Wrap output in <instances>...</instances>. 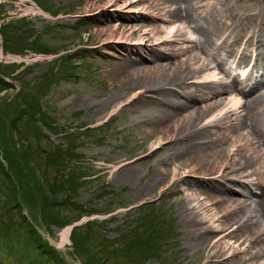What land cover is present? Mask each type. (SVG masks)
<instances>
[{
    "label": "rangeland",
    "instance_id": "rangeland-1",
    "mask_svg": "<svg viewBox=\"0 0 264 264\" xmlns=\"http://www.w3.org/2000/svg\"><path fill=\"white\" fill-rule=\"evenodd\" d=\"M121 1L131 6L130 14L118 10L116 14L120 13L124 19L116 20L109 16L110 8L98 14L91 13L106 6L107 0H0V76L7 77L9 82L0 93V160L15 182L17 196L22 199L24 208L19 214H25L33 226L16 221L10 224L9 214L0 213V228L8 227L12 244L0 245V264H56L47 256L43 257L40 248L34 244L32 233L37 231L56 249L62 264H86L87 252L96 253L104 264H226L238 257L247 260L250 255L253 243L249 245L242 239L236 241L237 238L231 241H236L234 246L240 251L231 257L219 255V260L224 259L222 263L216 262L208 248L198 250L194 246L197 231L189 224L194 216L185 208L196 203H187L184 199L193 193L202 200L205 194L214 192L200 172L187 181L189 184L180 182V186L174 183L175 178L170 174H162L161 165L166 171L174 165L179 166L180 162L190 165L186 162L190 160L189 155L170 157L169 162L165 159L166 151L151 152L159 148L160 131L165 127L160 121L151 120L156 116L157 107L136 97L142 93V84L132 80L125 69L126 58H139L137 49L129 47L132 41L142 40L144 46L154 45L163 51L180 48L186 42L171 43L166 48L148 32L152 25L159 26L155 20L144 21L151 25L134 31V20L127 16L140 15L144 11L141 5L159 0ZM245 1L259 10L260 18H264V0ZM34 4L48 14L29 10ZM242 9L245 11V5ZM13 22L27 36L17 38ZM8 23H11L10 27L6 25ZM177 25L190 29L185 21H177ZM110 34H113L112 41L122 39L124 44L121 42L118 46L113 42L105 47L103 41ZM120 35L123 37L118 38ZM64 55L70 56L67 64ZM141 55L145 57L143 64L149 66L150 55L145 51ZM167 58L175 59L168 57V53ZM260 65L264 69L262 62ZM72 69L73 72H69ZM53 71L59 75L52 74ZM260 71L255 68L253 79L247 86L242 83V87L249 88ZM66 72L75 74L66 78L62 76L69 74ZM155 74V71L144 69L146 81ZM30 105L33 110L39 108L33 123L26 125L27 115L13 127L14 114ZM35 127L40 128L38 134ZM70 141L77 144L76 149L70 144L75 156L70 158L69 166H59L57 159H50L44 148L50 151L61 144L66 148ZM22 142L33 146L30 161L22 157ZM40 146L43 148L39 149ZM127 161H130L127 165L138 171L137 177H121L120 171ZM192 166L193 163L179 169L178 175L187 174ZM66 171L81 174L83 183L67 189L70 200L55 202L59 205L56 210L62 215L78 217L70 224L61 225L49 217L45 200L53 194L50 188L55 184L54 177L64 176ZM5 183L6 180L0 177V205L11 195ZM145 184H148L147 188L143 187ZM229 184L237 191L242 190L239 183ZM65 192L60 190V195ZM28 199H32L31 202ZM213 207L204 206L209 216L224 213L221 209L217 214ZM19 214L15 219L19 220ZM150 218L157 221L152 227L146 225ZM75 225L79 226L76 234L72 233ZM87 225L92 235H83ZM65 231L67 238L62 241ZM76 236H83L81 240L88 248L82 251L84 255L76 248ZM27 241L35 248L26 245ZM40 252L42 256H39Z\"/></svg>",
    "mask_w": 264,
    "mask_h": 264
},
{
    "label": "bare ground",
    "instance_id": "bare-ground-1",
    "mask_svg": "<svg viewBox=\"0 0 264 264\" xmlns=\"http://www.w3.org/2000/svg\"><path fill=\"white\" fill-rule=\"evenodd\" d=\"M124 3L107 0L106 6L91 13L110 8L111 18L124 19L116 14L118 10L130 14L131 6ZM141 6L144 11L140 15L127 16L134 20V31L151 25L144 21L155 20L159 26L152 25L148 32L166 48L171 43L186 42L180 48L163 51L154 45L144 46L142 40L132 41L129 47L137 49L139 58H126L125 69L132 80L142 84V93L136 97L157 107L151 120L165 127L160 131L159 148L151 152L166 151L169 162L170 157L186 154L190 159L186 162L194 164L180 176L179 169L190 165L180 162L170 171L161 165L162 174H170L180 186V182L186 183L200 172L214 192H208L202 200L193 193L184 199L196 203L185 208L194 216L189 220L197 231L194 246L198 250L208 248L216 262L222 263L224 259L217 257L236 255L240 249L234 243L242 239L249 245L253 243L247 260L238 257L226 264H264V69L260 65H264V18L245 0H159ZM28 9L48 14L37 4ZM226 18L229 21H224ZM177 21H185L190 29L175 26ZM107 38L103 41L105 47L113 42L124 44L122 39L112 41L113 34ZM142 51L150 55L149 66L143 64ZM167 53L174 61L167 58ZM249 59L252 67L248 66L244 77L238 78L239 73L232 70ZM255 68L261 69L258 78L250 88L242 87V83L247 85L253 79ZM144 69L156 74L146 81ZM129 162L123 164L121 177H137L138 171L127 165ZM229 183H239L242 190L237 191ZM205 204L214 206L217 214L221 209L224 213L209 216ZM66 238L65 231L62 241Z\"/></svg>",
    "mask_w": 264,
    "mask_h": 264
},
{
    "label": "trees",
    "instance_id": "trees-1",
    "mask_svg": "<svg viewBox=\"0 0 264 264\" xmlns=\"http://www.w3.org/2000/svg\"><path fill=\"white\" fill-rule=\"evenodd\" d=\"M6 25H8V27H10L11 23H8ZM6 25L4 26V29H3L4 32L7 29ZM12 27L13 28H17V31H16V33L18 34V37L16 36L17 38H24L25 36H27V35H24L20 31V29L18 30V27H17L16 23H14ZM63 57H64V60H65V63L67 64L70 61V56L69 55H64ZM55 68H56V66H55ZM60 68L62 69V66ZM73 68H75V67L73 66ZM69 72H73V69H72V71H69ZM69 72H66V73H69ZM60 73H61V71H60ZM52 74L59 75V74L56 73V71H53ZM74 74L75 73L62 74V76L68 78V77L73 76ZM55 80L56 79H54L51 82H54ZM49 84H51V83H49ZM8 85H9V82H7L6 79H4V78H2V76H0V93H1V91L5 90ZM36 111H37V113H39V108L37 110H33L31 105L28 106V108H26L25 110L17 111V114H14V117L12 118L13 119V127H14V125H16L18 123V121L22 120L23 117H25L27 115H28L27 116L28 118L26 119V125H28L29 122L33 123V121L36 119L35 118ZM31 126L32 125H30L29 127H31ZM39 132H40V128L35 127V133L38 134ZM22 141H24V140H22ZM72 141L69 142V146L66 147V148H64L62 146V144H61V145H55L54 148L51 149L50 151H49V149H46V148H44V149L47 150L48 157L50 159H53V158L57 159V163H58L59 166H62V164H64L65 167H67V166H69L68 164L70 163V160H71L70 158H72V156H75L74 155L75 154L74 153V149L72 147H74L76 149V145L77 144L73 143ZM24 142L21 143V149H22V155H23L22 157L25 160L30 161V159L32 158V156L34 154V151L32 150L33 146L27 145ZM26 143H28V142H26ZM70 144H73L74 146L70 147ZM41 148H43V147L40 146L39 149H41ZM20 155H21V153H20ZM13 156H15V154H13ZM49 163H50V161H47V164H49ZM31 167L33 168L34 166L32 165ZM5 169L6 168L3 165V162H1V160H0V177L4 178L6 180L5 185H6L7 189H8V191H9V193H11L10 198L8 200H4V202L2 203L3 205H0V213L9 214V216L11 217L10 218V222H9L10 224L14 223L16 221V222H19L20 224H22V223L26 224L28 227L29 226L33 227L32 224H30L26 220L25 214L20 215L21 212H22V209L24 208V205L22 203V199H20V197H18L17 193L15 192V182L14 181L12 182V178L10 177V172L8 171V169L7 170H5ZM67 171L65 172L67 174L66 177H65V173L63 174L64 176L61 175V177H54L55 184L52 185L51 188H50V190L53 191V194H51L49 196V198H47L45 200V207L49 210V212H48L49 213V217H51V220H53V221H57L58 220V223L60 222L59 224H61V225H65L67 223L70 224V223H72V221L74 222L75 220H77L78 217L77 218L76 217L75 218L74 217L71 218V217L68 216L67 213L62 215L58 210H56V209H58L59 205H56L55 202L61 203V202H64V200H66V201L70 200L71 194H70L69 191H67V189L69 187L74 186V185L83 183V181L80 179L81 178V174H78V173H76L74 171L72 173H71V171H69L67 173ZM62 172H64V171L62 170ZM42 189H44V185L43 184H42ZM60 190H62V191L65 190L66 191L63 196L60 195ZM42 196H41V199H42ZM36 197L38 199L37 195H36ZM30 200H32V199H28L29 202H31ZM24 201H25V199H24ZM18 214L20 215L19 216V220L17 218L15 219L16 215H18ZM154 221H156L154 218H150V221H147L146 225L150 224L151 225L150 227H152L153 224H154ZM3 224L5 225L6 223L4 222ZM87 224L91 225L92 222H88ZM26 225H24V226H26ZM156 225H157V223H156ZM156 225L153 227L155 234L157 233ZM88 227L89 226L87 225L86 228H88ZM78 228H79V226L75 225L73 227V229H72V233L76 234V231H79ZM8 231H9L8 227L7 228L6 227L5 228L4 227L0 228V245L1 246H2L3 243L10 244V242H9L10 241V236H8V234H9ZM26 231H28V229H26ZM85 232L86 233L83 234V235H86V234L92 235V232L90 231L89 228L86 229ZM30 233H31V231H30ZM32 234L34 235V242H35L34 244L37 245L40 248V250L42 251V254L44 255L43 257L47 256V259L50 260L52 263L62 264L61 258L58 255V253L56 252V249L53 246L49 245L48 241L46 239H44L42 237V235L38 231L37 232H33ZM82 237L83 236H81V237L76 236L74 238V240L76 241L75 243L78 244V245L75 244V245L78 246L76 248L78 249V251L80 253H82V251H85V250L88 249V248L86 249V247H85L86 244L82 242V240H81ZM1 238H2V240H1ZM25 243H26V245L27 244L32 245V243L30 241H27ZM140 243L141 242H138V244H140ZM10 245H12V244H10ZM32 246H34V245H32ZM34 248H35V246H34ZM115 249L116 248H114L113 251ZM137 250L139 251V248H137ZM22 252H24L26 254L27 251L25 250V248L24 249L22 248ZM42 254L40 252L39 256H42ZM85 254L87 255L86 264H99V263L104 264L103 262H101L99 260V258H97V254L96 253L87 252ZM104 260L105 259L103 258V261Z\"/></svg>",
    "mask_w": 264,
    "mask_h": 264
}]
</instances>
